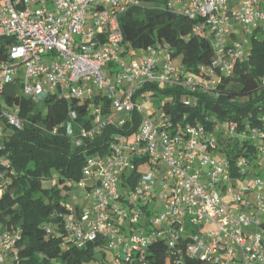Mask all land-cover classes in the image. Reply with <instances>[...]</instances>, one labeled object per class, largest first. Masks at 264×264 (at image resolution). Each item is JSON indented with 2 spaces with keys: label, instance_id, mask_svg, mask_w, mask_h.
Wrapping results in <instances>:
<instances>
[{
  "label": "built area",
  "instance_id": "obj_1",
  "mask_svg": "<svg viewBox=\"0 0 264 264\" xmlns=\"http://www.w3.org/2000/svg\"><path fill=\"white\" fill-rule=\"evenodd\" d=\"M138 4L137 0H0V125L4 126L0 140L5 128L22 129L17 98L40 101L55 96L84 103L92 117L90 128L78 124L76 112L70 110L66 122L54 127L52 134L64 130L80 147L108 127L120 132L112 136L105 155L86 158L77 187L87 191L93 204L80 217L71 214L66 219L72 245L82 248L104 240L105 249L113 253L109 264H136L152 240L162 238L170 248L187 241L185 254L205 264H264V239L258 232H264V129L248 133L256 147L255 159L242 156L231 164L216 156L222 154L218 137L234 136L235 124L215 122L206 129L201 124L172 123L165 114L152 119L137 102L139 96L149 95L139 92L147 85L191 91L215 87L217 74L229 75L234 64L246 58L250 37L264 30V0L168 2L178 14L202 20L193 33L213 35L214 57L199 76L177 66L167 47L130 51L119 15ZM89 17L91 27L85 30ZM231 18L242 29L239 41ZM137 55L142 56L141 63L135 60ZM261 83L264 90V79ZM10 88L12 105L3 98ZM106 100L110 107H105ZM134 114L140 117L138 126L128 134L123 127ZM261 120L264 123V116ZM135 173L132 188L124 186ZM86 179H95L94 185L87 187ZM155 200L163 206L159 213ZM154 212L155 219H150ZM250 227L257 231L247 234ZM19 235V231L0 235V264L15 260L12 251Z\"/></svg>",
  "mask_w": 264,
  "mask_h": 264
},
{
  "label": "trees",
  "instance_id": "obj_2",
  "mask_svg": "<svg viewBox=\"0 0 264 264\" xmlns=\"http://www.w3.org/2000/svg\"><path fill=\"white\" fill-rule=\"evenodd\" d=\"M119 15L124 42L134 51L148 50L157 45L167 47L172 60L180 58L185 73L199 76L214 57L213 35L207 31L193 33L201 19L178 14L168 7L167 0H137ZM247 56L236 62L229 75L217 74L215 87L191 91L182 87L147 85L140 93L165 99L159 106L172 123L201 124L211 129L213 123L236 125L235 135L218 137V150L233 164L239 157L255 159L256 147L248 139L250 129L263 130L264 123V30H257L249 39ZM10 88L3 93L12 105ZM18 92V87H17ZM150 92V93H149ZM23 126L19 131L5 128L0 140V235L19 231L8 264H101L96 254L103 252L104 240H96L78 248L68 240L66 219L80 217L79 205L68 207L65 200L72 186L82 180L86 158L108 152L112 136L120 132L108 127L100 135L84 140L80 147L64 134L51 130L66 122L68 113L77 114V123L90 128L92 117L87 106L76 101H63L47 96L40 101L17 98ZM105 107H110L106 100ZM123 127L128 134L136 130L140 117L130 115ZM215 120V121H213ZM77 131L78 126H74ZM245 138L240 139L239 136ZM133 178L123 183L132 188ZM130 181V182H129ZM46 185V186H45ZM187 241L170 248L162 238H155L136 264H205L185 254ZM180 253V254H179Z\"/></svg>",
  "mask_w": 264,
  "mask_h": 264
},
{
  "label": "rangeland",
  "instance_id": "obj_3",
  "mask_svg": "<svg viewBox=\"0 0 264 264\" xmlns=\"http://www.w3.org/2000/svg\"><path fill=\"white\" fill-rule=\"evenodd\" d=\"M175 1L176 0H167V2H171V3H174ZM237 1H239V0H234V2H237ZM177 8L181 9L182 5L178 4ZM90 22H91V17H89L87 19V25L85 26V30H87L89 27H91V23ZM231 24L233 25L234 32H236L237 35H238L237 41L243 39L244 35H243V32H242V29L238 25V23H236L233 20V18H231ZM75 38H76L77 41L80 39L79 36H76ZM130 51L132 53L133 52L136 53V51H134L133 49H131ZM135 60L137 61V63H141L142 62V59H141L140 55H137V57H135ZM179 62H180V58H175L174 59V63L176 65H178ZM20 72H21V73H19L20 78H23L24 70L22 69V70H20ZM105 73L104 74L107 75L106 71H105ZM163 99H165V98H163L161 96L152 97L150 95H147L145 98H143L142 96H139L137 98V102L140 103L142 105V107H144L147 110L148 113L152 114V119H156L157 116L161 115V113H162V109L159 106L161 105V103H162L161 101H163ZM124 115H125L124 112L120 113V116H124ZM3 128H4V126L1 123L0 130L2 131ZM7 132H9V129H7ZM130 141L133 142V137L131 138ZM216 158L219 159V160H224L225 159L224 155H222V154L217 155ZM260 160H261V158H260ZM257 168H258V170H261L260 166H258ZM260 172H262V170ZM84 183H85V185L87 187L93 186L94 183H95V179H86L84 181ZM69 193H70L69 197L65 200V203L67 204L68 207L74 208L75 205L77 204L83 210H90L92 208V204L93 203H92V200L90 198H87L88 197L87 191L82 190L81 188H79V187L74 185V186H72V188H71ZM153 205H154V209H155V211L157 213H159V212H161L163 210V206H162V204L160 203L159 200H155L153 202ZM231 211L235 212L234 209H231ZM155 214H156L155 212L152 213L150 215V219H155V217H154ZM90 217H92V216H90ZM261 221L264 222V217H261ZM255 231H257V229H255L254 227H250V228H246L245 229V232L247 234H253ZM258 232L262 235V238L264 239V232H262L261 229H258ZM102 251L103 252H98L96 254V258L98 260H101L103 258V254H104L105 260L107 262L105 264H109L112 261L113 253L108 251L105 248H103ZM101 264H104V263H101Z\"/></svg>",
  "mask_w": 264,
  "mask_h": 264
},
{
  "label": "crops",
  "instance_id": "obj_4",
  "mask_svg": "<svg viewBox=\"0 0 264 264\" xmlns=\"http://www.w3.org/2000/svg\"><path fill=\"white\" fill-rule=\"evenodd\" d=\"M141 57V59H142V56H140Z\"/></svg>",
  "mask_w": 264,
  "mask_h": 264
}]
</instances>
